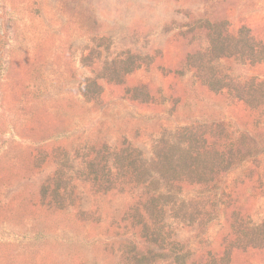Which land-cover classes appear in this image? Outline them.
Wrapping results in <instances>:
<instances>
[{"label":"rangeland","instance_id":"374dc122","mask_svg":"<svg viewBox=\"0 0 264 264\" xmlns=\"http://www.w3.org/2000/svg\"><path fill=\"white\" fill-rule=\"evenodd\" d=\"M0 264H264V0H0Z\"/></svg>","mask_w":264,"mask_h":264},{"label":"trees","instance_id":"16d2710c","mask_svg":"<svg viewBox=\"0 0 264 264\" xmlns=\"http://www.w3.org/2000/svg\"><path fill=\"white\" fill-rule=\"evenodd\" d=\"M126 144H124L125 146ZM110 147L105 148V152L108 153V151L112 150L111 153H108V157H112L115 163L117 164L115 170L112 168H109L107 165H104V167H100L99 164H96V158L89 159L87 163H84L86 167V175L91 178L90 183L99 191L104 192H110V191H115L116 190V183L119 182L120 180L128 177V175L134 173L131 172L130 174L128 171H123L122 168V162H126L127 166H134V163L139 160V153L135 150H133L130 146L121 148V150H118L116 147H111L110 150L108 149ZM88 157V156H86ZM130 170V169H129ZM157 198V197H156ZM153 197L150 200L151 207L156 203L157 199ZM143 204L141 207H134L132 212L128 214L129 218L133 221L136 222L138 225L136 227H140L141 231L145 235V238L149 239L150 241L154 242L156 246H159L160 244L163 243V234L155 229H150L148 225L145 222L144 217H146V209L148 207V202L143 201ZM134 211V212H133ZM132 222V223H133ZM127 248V255L129 258L133 260H138V261H144L148 257V253H143L141 250H139L138 246L135 243H129V245L126 247Z\"/></svg>","mask_w":264,"mask_h":264}]
</instances>
